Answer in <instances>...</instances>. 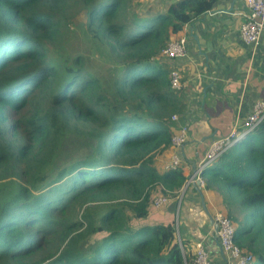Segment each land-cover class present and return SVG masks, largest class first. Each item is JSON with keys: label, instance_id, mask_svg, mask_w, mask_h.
<instances>
[{"label": "trees", "instance_id": "1", "mask_svg": "<svg viewBox=\"0 0 264 264\" xmlns=\"http://www.w3.org/2000/svg\"><path fill=\"white\" fill-rule=\"evenodd\" d=\"M215 2L0 0V264H193L174 209L152 205L185 178L157 170L182 104L161 50ZM66 23L93 53L49 52ZM202 181L264 264V121Z\"/></svg>", "mask_w": 264, "mask_h": 264}, {"label": "crops", "instance_id": "2", "mask_svg": "<svg viewBox=\"0 0 264 264\" xmlns=\"http://www.w3.org/2000/svg\"><path fill=\"white\" fill-rule=\"evenodd\" d=\"M141 1L165 10L173 0ZM247 10L244 0H216L210 10L184 25L180 35L186 39L185 54L162 57L170 70L178 71L181 82L182 104L173 121L177 124L176 130L182 124L187 126V139L176 150L185 178L176 200L172 197L167 203L153 208L157 214L167 213L168 209L173 213L174 209L176 216L181 191H184L177 232L190 240L193 250L195 242L202 240L209 252L210 264L232 262L215 239L205 212V208L211 214L219 210L215 206L219 198L214 190H204L202 185L201 203V196L192 183L185 190L182 188L210 141L226 134L246 115L253 102L264 100V31L254 50L242 41L239 25ZM171 152L169 146L156 156L159 172L164 170L161 160L168 159ZM202 178L205 177L202 175ZM174 201L176 204L172 205Z\"/></svg>", "mask_w": 264, "mask_h": 264}, {"label": "built area", "instance_id": "3", "mask_svg": "<svg viewBox=\"0 0 264 264\" xmlns=\"http://www.w3.org/2000/svg\"><path fill=\"white\" fill-rule=\"evenodd\" d=\"M248 8L245 13L244 20L239 25V35L242 41L249 45L253 50L256 49L261 42V35L264 31V0H244ZM186 52L185 36L179 35L177 38L170 39L166 46L162 48L163 56L174 58L184 55ZM170 84L173 88L180 87L179 73L176 69L169 71ZM177 116L173 114L172 120H176ZM264 121V100H256L251 105L250 110L246 115L230 130L219 137L213 138L206 147L204 154L194 168L187 176L184 188L193 181H199L200 186L203 185V178L200 171L216 160V158L229 146L236 144L243 139L245 135L254 129L260 122ZM187 139V126L182 124L171 136L172 152L169 158L163 165L164 170L174 169L180 165V154L176 151L181 147ZM171 199L168 192L159 194L153 197L152 205L156 208L167 203ZM213 220L217 223V242L222 249L232 260L229 264H246L252 259L250 252L241 248L234 242V225L231 219L222 211L216 210L212 214ZM193 264H210L209 252L203 244L202 240L195 242Z\"/></svg>", "mask_w": 264, "mask_h": 264}, {"label": "rangeland", "instance_id": "4", "mask_svg": "<svg viewBox=\"0 0 264 264\" xmlns=\"http://www.w3.org/2000/svg\"><path fill=\"white\" fill-rule=\"evenodd\" d=\"M82 20L83 18L80 17ZM60 47H65L73 52H78V53H84L87 55H90L93 53V44L92 42L88 39L87 34L85 32H80L78 29H76L72 24H63L60 28V34L57 36L55 41L53 43L48 44V49L51 54H54V52L60 48ZM96 53L91 56V61L92 62H97L98 65L102 64V62L105 61V59L102 58H97ZM165 156V155H164ZM163 157V156H162ZM166 158L164 157L161 161L162 164L166 162ZM211 171V166L207 167L202 174L204 177H207L209 172ZM184 187L182 188V190ZM185 190V189H184ZM181 197H180V203L177 209L176 213V224L180 222V213H182V197L184 191H181Z\"/></svg>", "mask_w": 264, "mask_h": 264}, {"label": "water", "instance_id": "5", "mask_svg": "<svg viewBox=\"0 0 264 264\" xmlns=\"http://www.w3.org/2000/svg\"><path fill=\"white\" fill-rule=\"evenodd\" d=\"M203 172H204V169L202 171H200L201 174H203ZM192 184L198 190V192H199V194L201 196V203H203V198H202V193H201V190H200L201 187H200L199 181H193ZM205 212H206V214L208 216V219H209V222H210V224L212 226L213 235H214L215 239L217 240V223L213 220L212 214L210 212H208L206 210V208H205Z\"/></svg>", "mask_w": 264, "mask_h": 264}, {"label": "bare ground", "instance_id": "6", "mask_svg": "<svg viewBox=\"0 0 264 264\" xmlns=\"http://www.w3.org/2000/svg\"><path fill=\"white\" fill-rule=\"evenodd\" d=\"M205 171V170H204ZM204 173V172H203Z\"/></svg>", "mask_w": 264, "mask_h": 264}]
</instances>
